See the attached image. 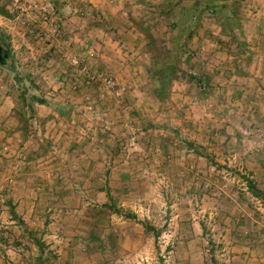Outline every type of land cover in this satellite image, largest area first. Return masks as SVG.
<instances>
[{"label":"rangeland","instance_id":"rangeland-1","mask_svg":"<svg viewBox=\"0 0 264 264\" xmlns=\"http://www.w3.org/2000/svg\"><path fill=\"white\" fill-rule=\"evenodd\" d=\"M122 5L0 0V264H264V0Z\"/></svg>","mask_w":264,"mask_h":264},{"label":"trees","instance_id":"trees-1","mask_svg":"<svg viewBox=\"0 0 264 264\" xmlns=\"http://www.w3.org/2000/svg\"><path fill=\"white\" fill-rule=\"evenodd\" d=\"M224 6H226V5H224ZM186 10L189 11L190 8H186ZM191 10H192V8H191ZM195 10H197V9L195 8ZM0 13L5 15V16H8V11H6L4 9H1ZM194 14H195V12H194ZM231 18H232V15L228 16L227 20L229 21ZM148 45L149 46L156 45L155 40L151 39L149 41ZM165 56H166L167 61L165 62L164 66L160 67L159 69L152 70V72H154L152 75V78H153V81L156 83V86H157L156 90H154V91H155L158 98L162 97L163 92H167L168 86L170 85L171 81L178 78V72L180 70L178 65H177V56L176 55H172L169 52ZM155 57H160V56L155 55ZM160 63L161 62H159L158 60L155 61L156 65H159ZM24 98H25V96H24ZM31 101H34V102L36 101L40 104H46L47 103L46 99L41 98L40 96H37V95H32L31 100H30V107H31L32 111L34 110V104L31 103ZM190 144H191L192 148H194L193 147L194 144L193 143H190ZM246 180H247L248 188L253 193V195L256 197H262L263 193L257 187L256 182L250 178H247ZM113 208H115L117 213L122 214V211L120 209H118L115 206ZM126 216L129 218L136 219V215H134L132 213H128V214H126ZM143 224H144L145 229L148 232L154 233V235L156 237L160 236L161 231L157 227H155L154 225H150L148 223H143Z\"/></svg>","mask_w":264,"mask_h":264},{"label":"crops","instance_id":"crops-1","mask_svg":"<svg viewBox=\"0 0 264 264\" xmlns=\"http://www.w3.org/2000/svg\"><path fill=\"white\" fill-rule=\"evenodd\" d=\"M93 1H94L95 6H98L101 9L103 8V10L104 8L107 10L109 6H111V9H115V7H117L118 10H120L123 6L122 4L124 3V0H93ZM130 2L133 3L134 0H130Z\"/></svg>","mask_w":264,"mask_h":264},{"label":"water","instance_id":"water-1","mask_svg":"<svg viewBox=\"0 0 264 264\" xmlns=\"http://www.w3.org/2000/svg\"><path fill=\"white\" fill-rule=\"evenodd\" d=\"M4 48L0 42V63H6L7 61V53H4Z\"/></svg>","mask_w":264,"mask_h":264},{"label":"flooded vegetation","instance_id":"flooded-vegetation-1","mask_svg":"<svg viewBox=\"0 0 264 264\" xmlns=\"http://www.w3.org/2000/svg\"><path fill=\"white\" fill-rule=\"evenodd\" d=\"M0 42H1V44H2V46H3V48H4V53L6 52L7 53V59H8V57H9V55H10V53H9V49L4 45V43H3V41H2V39L0 38Z\"/></svg>","mask_w":264,"mask_h":264}]
</instances>
